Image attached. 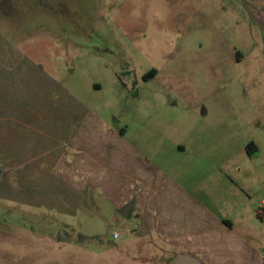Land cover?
Instances as JSON below:
<instances>
[{
    "label": "rangeland",
    "instance_id": "374dc122",
    "mask_svg": "<svg viewBox=\"0 0 264 264\" xmlns=\"http://www.w3.org/2000/svg\"><path fill=\"white\" fill-rule=\"evenodd\" d=\"M244 3L254 16L263 8L259 0H0V65L42 69L146 143L163 132L223 156L252 137L264 162V127L249 125L264 116V25ZM0 209V264H136L121 239L109 241L116 224L101 210L80 213L82 232L103 235L88 238Z\"/></svg>",
    "mask_w": 264,
    "mask_h": 264
},
{
    "label": "crops",
    "instance_id": "0c3cea01",
    "mask_svg": "<svg viewBox=\"0 0 264 264\" xmlns=\"http://www.w3.org/2000/svg\"><path fill=\"white\" fill-rule=\"evenodd\" d=\"M262 117L249 125L263 128ZM149 135L147 143L134 138L30 63L0 65V208L19 207L88 238L103 235L82 232L80 213L101 210L116 224L109 241L121 239L136 264H174L180 255L264 264V162L259 146L252 155L246 149L255 139L242 137L221 156L202 141Z\"/></svg>",
    "mask_w": 264,
    "mask_h": 264
},
{
    "label": "water",
    "instance_id": "95a60500",
    "mask_svg": "<svg viewBox=\"0 0 264 264\" xmlns=\"http://www.w3.org/2000/svg\"><path fill=\"white\" fill-rule=\"evenodd\" d=\"M244 6L247 10V12L253 17V19L258 22L260 25L263 26L261 20L254 16V14H252V12L250 11V9L248 8V6L244 3ZM130 207L131 206H128L126 207L122 212L121 214L124 216V217H127L128 216V213L130 211ZM174 264H201L198 260H196L195 258L189 256V255H180L178 256V258L176 259L175 263Z\"/></svg>",
    "mask_w": 264,
    "mask_h": 264
},
{
    "label": "trees",
    "instance_id": "16d2710c",
    "mask_svg": "<svg viewBox=\"0 0 264 264\" xmlns=\"http://www.w3.org/2000/svg\"><path fill=\"white\" fill-rule=\"evenodd\" d=\"M153 73H150V75H152ZM246 149H247V152L250 154V155H252V154H254V153H256L257 152V147H256V145L254 144V143H249L248 145H247V147H246Z\"/></svg>",
    "mask_w": 264,
    "mask_h": 264
},
{
    "label": "built area",
    "instance_id": "2783aa9c",
    "mask_svg": "<svg viewBox=\"0 0 264 264\" xmlns=\"http://www.w3.org/2000/svg\"><path fill=\"white\" fill-rule=\"evenodd\" d=\"M264 205V204H263ZM264 211V207L260 209V213H262ZM119 237V233H115L114 234V239H117Z\"/></svg>",
    "mask_w": 264,
    "mask_h": 264
}]
</instances>
